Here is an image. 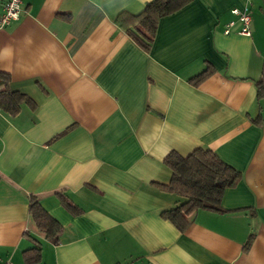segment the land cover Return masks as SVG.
Segmentation results:
<instances>
[{
    "label": "crops",
    "instance_id": "0c3cea01",
    "mask_svg": "<svg viewBox=\"0 0 264 264\" xmlns=\"http://www.w3.org/2000/svg\"><path fill=\"white\" fill-rule=\"evenodd\" d=\"M151 1L21 0L0 29V89L22 98L16 114L0 108V264L34 248V264H264V0H191L159 20L146 52L116 18ZM247 7L243 37L231 11ZM198 148L240 178L222 213L194 212L181 232L161 216L179 202L158 188L163 161Z\"/></svg>",
    "mask_w": 264,
    "mask_h": 264
},
{
    "label": "trees",
    "instance_id": "16d2710c",
    "mask_svg": "<svg viewBox=\"0 0 264 264\" xmlns=\"http://www.w3.org/2000/svg\"><path fill=\"white\" fill-rule=\"evenodd\" d=\"M190 1L152 0L138 15L119 14L116 23L125 30L129 38L147 52L159 20L181 10ZM212 74L213 68L206 64L205 68L188 82L197 87ZM255 89V102L258 105V102L264 99V66L260 78L255 82ZM21 99L19 95L5 91V88L0 89V108L12 115L18 112ZM260 120L258 115L253 122L258 123ZM163 163L171 172V178L167 185H160L158 188L176 196L179 202L173 208L161 211V216L181 232L188 224L187 217L194 212L205 210L222 213L220 203L224 191L234 187L240 178L238 172L222 162L214 152L204 148L195 149L186 157L171 152L164 158ZM29 213L37 229L44 233L46 238L55 241L59 226L37 201L31 200ZM247 246L248 244L243 251L247 250ZM38 259L39 248L24 253L25 264H34Z\"/></svg>",
    "mask_w": 264,
    "mask_h": 264
},
{
    "label": "built area",
    "instance_id": "2783aa9c",
    "mask_svg": "<svg viewBox=\"0 0 264 264\" xmlns=\"http://www.w3.org/2000/svg\"><path fill=\"white\" fill-rule=\"evenodd\" d=\"M0 8L2 10L0 15V29L19 20L22 12L21 0H4L0 5ZM231 14L236 17V22L239 24L237 34L243 37H250L251 33L249 27L251 23V15L248 7L243 10L233 9ZM234 25V21L229 22L225 26L223 33L225 35L229 34Z\"/></svg>",
    "mask_w": 264,
    "mask_h": 264
}]
</instances>
